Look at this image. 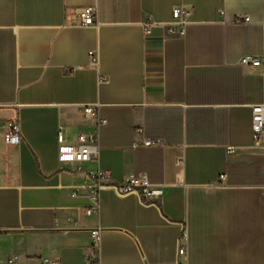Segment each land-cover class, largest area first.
<instances>
[{"label": "crops", "instance_id": "crops-1", "mask_svg": "<svg viewBox=\"0 0 264 264\" xmlns=\"http://www.w3.org/2000/svg\"><path fill=\"white\" fill-rule=\"evenodd\" d=\"M85 6L96 24L77 23ZM175 7L190 11L184 24ZM263 102L264 0H0V264H264V147L252 128ZM91 103L107 120L99 158L60 162V130L70 145L97 132ZM12 118L22 139L10 145ZM98 169L115 181L145 173L166 192L148 204L108 185L88 214L84 172Z\"/></svg>", "mask_w": 264, "mask_h": 264}, {"label": "built area", "instance_id": "built-area-1", "mask_svg": "<svg viewBox=\"0 0 264 264\" xmlns=\"http://www.w3.org/2000/svg\"><path fill=\"white\" fill-rule=\"evenodd\" d=\"M77 16V23L80 26H89L97 23L98 11L95 6H85L76 8L74 10ZM189 10L183 11L179 7H175L173 10V17L175 20H180V23L186 22V17L189 14ZM222 14L224 12L222 11ZM251 19L246 15H236L233 18L234 23L250 22ZM158 25L153 19L146 20L144 22L145 32L150 33L154 26ZM169 31H177L174 25L169 27ZM180 33L185 34L184 26L181 27ZM92 58V64H98V54L96 51H90ZM243 65H260L262 59L254 57L252 55H246L241 59ZM104 79V78H103ZM82 110L84 116L87 119H95L97 122V132L93 134L80 133L78 137V143L70 145L65 142L62 131L59 132V151L58 158L60 162H77L84 163L99 158L100 144H99V128L101 125L106 124L107 120L99 114V104H83ZM8 131L4 134V142L6 144H19L22 139V130L18 118H12L7 123ZM252 128L255 144L260 147H264V102L252 105ZM142 144L144 146L163 145L161 139L152 140L145 139ZM179 164H183V158L179 159ZM87 178L91 180V183L82 185L83 188H87L89 196L92 201L90 207L86 212L91 214L93 212H99V197L100 190L108 185H111L115 190L122 195L125 194H137L142 201L148 204H158L159 200L164 196L166 187L164 185L155 184L150 181L149 177L145 173L131 174L124 178L122 181H115L112 178L110 170L98 169L95 171L84 172ZM225 179V174L220 175V181L216 182L217 185H221ZM77 195V189L72 193ZM100 228L91 229L93 237V249L90 250L91 256L97 258V250L100 240ZM187 230L183 229L180 236L179 255L186 254ZM42 264H60L59 261L54 260L51 262L43 261Z\"/></svg>", "mask_w": 264, "mask_h": 264}]
</instances>
